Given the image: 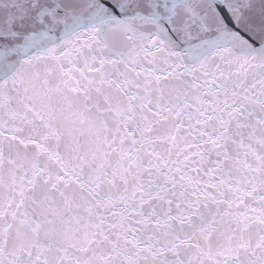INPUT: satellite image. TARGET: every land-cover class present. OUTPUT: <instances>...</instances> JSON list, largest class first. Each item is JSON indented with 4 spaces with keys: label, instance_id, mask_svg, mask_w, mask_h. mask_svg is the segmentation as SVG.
Segmentation results:
<instances>
[{
    "label": "snow or ice",
    "instance_id": "6c2138e0",
    "mask_svg": "<svg viewBox=\"0 0 264 264\" xmlns=\"http://www.w3.org/2000/svg\"><path fill=\"white\" fill-rule=\"evenodd\" d=\"M0 264H264V0H0Z\"/></svg>",
    "mask_w": 264,
    "mask_h": 264
}]
</instances>
